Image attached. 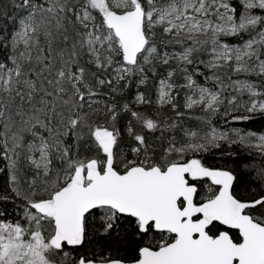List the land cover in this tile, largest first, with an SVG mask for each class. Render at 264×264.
I'll return each mask as SVG.
<instances>
[{
	"label": "snow or ice",
	"instance_id": "1",
	"mask_svg": "<svg viewBox=\"0 0 264 264\" xmlns=\"http://www.w3.org/2000/svg\"><path fill=\"white\" fill-rule=\"evenodd\" d=\"M257 114L264 0H0V264H264Z\"/></svg>",
	"mask_w": 264,
	"mask_h": 264
},
{
	"label": "trees",
	"instance_id": "2",
	"mask_svg": "<svg viewBox=\"0 0 264 264\" xmlns=\"http://www.w3.org/2000/svg\"><path fill=\"white\" fill-rule=\"evenodd\" d=\"M217 119L221 125H224V120L227 119L230 122L229 126L232 127H241L247 130H253L257 132L264 131V116H261L259 114L255 115L252 119L247 121H231V117L225 118L222 115ZM236 151L239 152V149H236ZM241 155H243V153H241ZM243 162L244 161L242 159H237L233 156H226L224 158H221L220 152H215L207 158V163L209 164H227L232 167L242 165ZM3 183L4 177L0 175V187L3 186Z\"/></svg>",
	"mask_w": 264,
	"mask_h": 264
}]
</instances>
